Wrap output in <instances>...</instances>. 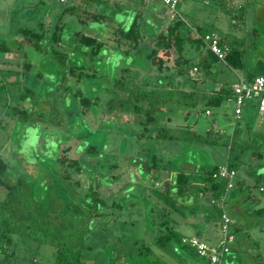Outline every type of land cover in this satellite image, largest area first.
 Here are the masks:
<instances>
[{
  "label": "rangeland",
  "instance_id": "rangeland-1",
  "mask_svg": "<svg viewBox=\"0 0 264 264\" xmlns=\"http://www.w3.org/2000/svg\"><path fill=\"white\" fill-rule=\"evenodd\" d=\"M128 1L119 0L116 5L104 2L98 7L88 0H0V38L18 40L17 45L10 46L13 54H0V157L5 162L0 182H20L12 190L0 183V226L8 229L0 242L1 264H53V252L60 245L81 251L78 264H159L138 251L143 247H148L160 264H204L187 248L183 249V259L171 244L159 246L155 239L162 233L159 225L163 220L169 228L184 234L180 237L200 230L185 226L204 219L203 211L212 204L209 196L200 192L204 185L200 175L214 165H228L232 156H236L233 179L237 177L241 188L232 189L233 194L224 197L230 224L239 227V235H243L251 231L245 224L263 220L248 212L264 206V117H256L254 108L243 107L239 119H235L229 89L218 105L182 108L174 104L166 113L171 115L168 124L163 115L162 120L147 125L143 136H137L142 131L138 122L142 114L135 118L120 107L123 91L115 80L123 89L142 88L139 83L151 74L146 87L153 89L155 75L164 77L158 86L163 88L166 81L176 84L177 75L173 70L159 75L145 60L146 47L126 50L122 40L118 50H112L115 41L109 32L114 30L110 21L126 29L138 12L139 33L146 45L152 34L163 31L162 23L173 13L185 24L199 25L193 34L196 37L215 34L223 38L242 51L244 67L232 69L218 60L211 63L210 71L202 69L205 79L211 80L219 92L221 87L236 82V76L242 78L255 68L262 69L264 76V0H178L172 10L166 7V18L157 7L158 0H144L142 6L127 5ZM239 5L242 16L234 17ZM65 7L69 9L63 10ZM15 9L18 13L13 12ZM93 12L107 17L90 21L87 15ZM40 22L44 35L38 51L17 29L24 25L37 28ZM56 25L60 42L53 46L58 51H53L48 36ZM178 31L185 34L186 29L181 25ZM76 33L93 36L104 44L97 53L90 54V48L78 42ZM203 48L196 52L193 43H183L187 72L179 77L190 85L184 87L185 91L202 76L196 55L203 54ZM23 62H29V66ZM191 63L197 67L192 77L188 73ZM79 96L89 103L80 104ZM15 109L25 111L31 121L16 118ZM159 127L165 129L164 138L153 136ZM238 129L245 137L242 142L235 140L234 130ZM87 146L94 147L91 156L84 149ZM149 150L160 159L153 186L162 188L165 180L172 184L170 193L178 212L153 193L145 196V188L139 185L149 182H144V175H139L129 157H142ZM61 158L65 163L75 158L80 169H88L83 170L87 172L85 182H81V174L69 173V179L71 183H85L84 192L96 191L103 204L88 207L85 202L93 196L85 197L77 186L52 188V181L62 180L60 173L73 171L72 167L58 166ZM178 171L187 175L189 186L187 198L182 200L173 198L172 174ZM205 219L211 225L217 222ZM254 231L250 235L262 239L264 257V231ZM215 238L206 240L213 242Z\"/></svg>",
  "mask_w": 264,
  "mask_h": 264
},
{
  "label": "trees",
  "instance_id": "trees-1",
  "mask_svg": "<svg viewBox=\"0 0 264 264\" xmlns=\"http://www.w3.org/2000/svg\"><path fill=\"white\" fill-rule=\"evenodd\" d=\"M88 1H90L93 5L99 2V0H88ZM69 7H65L63 10H67L69 9ZM19 9H15L13 10V12L18 13ZM237 9H238V12L236 13L237 16L235 14L234 17L242 16L241 14L242 6L239 5ZM139 15L140 13L134 14L131 23L126 29H123L121 25H119V26H116L112 32L108 31L109 34L111 35V39L115 41V44L111 47L112 50L117 51L118 47H120L119 42H121L122 40H124V42H122V45H124V43L126 44L125 45L126 50L136 48V46L138 45L146 47L147 51L144 53L145 60L150 66L155 68L156 72L161 73L164 70H173L177 76H183L185 72H187V69L185 68V66H187V62H188V59H186L182 55L183 43L185 41H187L188 43L189 42L193 43L195 51L198 52L200 47L204 46V43L202 42L201 37L191 38L189 35L190 25L189 24L186 25L185 23H183V20L180 19L179 17H173L171 20H169L165 24L163 31L149 37V39L146 41L148 43V46H146L147 43L146 45L144 44L141 38V35L139 33L138 21H137V18ZM87 16H88V20L90 21H104L107 17L106 15H103L100 12L89 13ZM37 21H38V18L36 19V22ZM9 23L10 24L12 23L10 19H9ZM181 25L184 27V29H186L185 34H180L178 31V28H180ZM194 27L196 31L199 30V25H194ZM41 28H42V22H40V27H37V28H27L25 25L21 27L19 26L17 29V32L19 35L29 40L32 43V45H34V48L36 50L41 51V48H39V45H40L39 41L44 35L41 32ZM252 31H256L255 28H253ZM75 36L77 37L78 42L90 48L89 50L90 54L97 53L101 49L102 45L104 44L103 41L98 40L97 38L93 36H88L84 34L78 35L77 33L75 34ZM48 38H49V42H50L52 50L58 51L57 47L53 49V46L59 45V42H60V36H59V33H57V25L55 26V30L51 32ZM17 41L18 40L16 39L0 38V54L11 53L10 46L15 45V44L17 45L18 44ZM218 43L220 46H223L226 49L224 52L223 58H222V61L226 65H228L232 69H241V67H244V63L242 59L243 58L242 51L240 49H238L234 45H231L229 42L225 41L221 37H218ZM160 52H162L163 54H159ZM14 53L16 54L17 52H14ZM59 55L62 56L61 54ZM197 60H198L197 64H199L203 70H208L212 62L218 61V59L214 55H212L207 49L204 50V53ZM129 62L131 63L132 61L130 60ZM169 62L171 63V66H169L168 64ZM192 64L193 63H191L190 65ZM23 65L28 67L29 62H23ZM72 67L79 68V69L82 68V66H71V68ZM122 70L126 71V73L127 71H129L127 68H122ZM254 75H258V74H254ZM246 76H247V80H249L252 77L251 74L249 73H246ZM115 81L116 82L114 83H116V86H119V88H121L123 91L122 95L119 96V97H122L120 99L121 102H119L120 107L122 106L123 108L125 107V110L130 111L135 116V118L138 115L142 114L141 115L142 119L138 120V122L141 125L142 131L139 132L137 136H143L144 135L143 133L146 131L147 125L154 122V120L156 119L162 120L161 118L163 115H164L163 120L165 122H168L169 120H171V115L167 116L166 113L171 112V107L174 104H179L182 108L185 106H191L195 104H198L200 106L211 105V104L218 105L223 98V94L229 91L227 87H221L220 91L217 94H212L207 97H201V96H198L194 91L181 92V91H176V90H166L162 86L158 87L159 86L158 84H157L158 86H155V88L153 89L134 88L131 86L129 88L126 87L125 89H123L122 85H120L121 82L118 79H116ZM78 100L80 104H82L83 106L89 103V100L85 97L81 98L79 96ZM13 114L16 115V118L24 122L31 121L29 116L23 110L15 109ZM161 125H166V123H162ZM164 132H165V129H163V127H159L157 128V130L153 132V136L157 138H164V135H165ZM84 149L86 150L88 155L91 156L92 154L90 152L94 150V147L87 146ZM130 158L132 159V162L136 165V166L134 165V168L137 172H139V175L140 174L144 175L143 176L144 182H149L148 184L149 186L146 184L139 183V185L142 187L143 190L145 188V190L143 191L145 193V196H147V193H153L159 200H161L162 202H165L167 206H169L170 208L178 212L177 207L175 205V200L172 199L171 193H170V187H171L170 185L172 184H170L168 180H165L163 182L162 188L157 189L156 187L153 186L157 178V174L159 173L156 163H157V160H160L156 156L155 152H153L152 150H149L146 153L142 154V157L136 155L135 157L134 156L129 157V159ZM230 160L232 161L229 162L228 166L233 169L235 167L234 160H236V156H232ZM84 164L86 165L85 161H84ZM62 165L72 167L73 171L67 172L65 174L60 173L59 176L62 178V180L52 181L51 182L52 188L55 189L56 187H59L61 189H64L66 187L67 189V188H71V186L73 188L77 186L78 188L79 187L81 188L79 191L85 197H87V195L89 194L93 196L89 201L85 202L87 203L86 205L88 207L91 206V204L93 205H96L97 203L103 204V200L97 196L96 191L91 190V191L84 192V188L82 187L85 185V183L80 184L78 181H74V183L73 182L71 183L69 179L70 178L69 173H75L78 175L81 174L82 176L81 182L83 181L85 182L84 176L85 174L87 176V172L85 173L83 170L86 171L88 169L86 168H84L83 170L80 169V167L77 165V159L75 158L67 161V163H65L64 159L61 158L58 166L62 167ZM114 166L115 164H111V167H114ZM163 167H166L167 169L166 165H164ZM216 167L217 166L214 165L207 172H203V174L200 175L201 180L204 184L201 187L200 192L208 195L212 203L210 207H207L206 210L203 211L202 215L205 216V218L216 219L218 221L219 215H220V209L216 203H217V199L225 192L224 190L225 180L221 178H215L212 176V173L216 170ZM4 169H5V162L0 157V171ZM167 171L169 172L168 169ZM95 172H97V170H95ZM51 174H53V172ZM50 178L52 179L51 176ZM172 178H173L172 179L173 189L175 190L174 193L173 192L172 193L176 195L175 197L172 194L173 198H180V199L185 198L186 199L188 191H189L187 175L181 171H178L172 174ZM0 183L4 188H8V190H12L20 186L19 181L14 184H7L3 182H0ZM240 184L241 183H239L238 187L235 186V187L229 188L230 190L229 189L226 190V192L227 191L229 192L228 196H231V194H233V192H231L233 191L232 189L239 190L241 188ZM147 198L148 197H146V199ZM67 204H68V201H67ZM228 210L229 209H226L227 215H228ZM248 214L254 216L255 218H261L263 220L248 222L247 224H245L247 225L246 230H248L250 227H253L254 225L259 226L260 229L264 227V206L253 207L250 210V212H248ZM159 226H161L162 228V233L158 235L155 239V241L157 242L159 246H165L166 244L169 243L171 244V247L174 249V251L180 256L186 255L183 249L187 248L190 251V255L193 254L196 257H198L191 248L181 243L180 234L177 233L172 228H169L165 220H163ZM196 227H199V226H195V228ZM238 228L235 227L232 229L230 226V230L232 234L234 235V237L235 236L240 237L239 244L233 249L234 256H232V259L234 262H231V264H264V259H261L255 255H250L249 253L246 252L247 248L257 249V244L254 243L251 238L249 239L246 238L247 232H244L243 235H239ZM5 232L8 233V229H6L3 226H0V242L2 241V239L5 238ZM198 233L199 231H196L195 235H192V236L198 237ZM29 235L33 237L31 234ZM138 251L146 255V257L149 256L152 262H155V263L157 262L160 264V262L151 255L150 249L148 247H143L141 249H138ZM80 253L81 251L79 250H74L69 247L60 245L53 252V264H78L80 262V255H81ZM228 253H229V250H228Z\"/></svg>",
  "mask_w": 264,
  "mask_h": 264
},
{
  "label": "built area",
  "instance_id": "built-area-1",
  "mask_svg": "<svg viewBox=\"0 0 264 264\" xmlns=\"http://www.w3.org/2000/svg\"><path fill=\"white\" fill-rule=\"evenodd\" d=\"M162 4L172 10L178 0H160ZM206 49L218 60H222L225 47L218 43V36L215 34L201 37ZM197 72V67L192 66L189 73L193 75ZM232 113L235 119H239L242 109L245 106L253 105L259 114L264 115V76L254 75L249 80L238 79L231 84ZM207 113V111H206ZM235 170L227 164L217 165L212 173L215 178L225 180V192L232 187ZM225 192L217 199V206L220 209L217 221V236L213 242L192 235L180 237L182 244L191 248L198 257L205 260V264H220L223 257L228 253L233 234L230 230V220L224 205Z\"/></svg>",
  "mask_w": 264,
  "mask_h": 264
},
{
  "label": "crops",
  "instance_id": "crops-1",
  "mask_svg": "<svg viewBox=\"0 0 264 264\" xmlns=\"http://www.w3.org/2000/svg\"><path fill=\"white\" fill-rule=\"evenodd\" d=\"M111 1L112 2H108L107 0H99V2H97L96 4H97L98 7H99L100 4H103V2H105V3L107 2V3H110V4L116 5V4H118V1L119 0H116V1L111 0ZM129 1H128L129 4H128V2L126 3L127 5H131V6H135V4H140L141 6L144 5V3H143L144 0H135V1L129 0ZM148 2H149V0H148ZM158 3L159 4L157 5V7H158L160 13L163 15L164 18H166L165 17V15H166V6H164L160 0H158ZM97 6H96V8H97ZM155 12H158V11H155ZM136 13H138V12H136ZM173 15H174L173 13H172V15H170V17H169L170 19L169 20H171L173 17H175V15L174 16ZM169 20L168 19L167 20L165 19V21L162 23V25H161L160 28H163V25H165L167 23V21H169ZM110 22L112 23L111 24V27H113V28H115L116 26H119L120 25V23L118 24L114 20L113 21H110ZM186 25H187V23H186ZM189 25H190L189 26L190 27V32L192 34V35H190V37L191 38H195L197 35H193V34H196L197 31H196L194 25H192V24H189ZM160 32H161V29H160ZM152 36H153V34H152ZM203 47H204L203 49H206L205 45ZM112 53H113V51H108L107 54H112ZM197 54L198 55H196V57L198 59L202 55V53L199 52ZM192 66H195V65H192ZM211 67H212V64H210V66H209V69H208L209 71L211 70ZM92 73H94L93 70H92ZM188 73H189V69H188ZM201 73H202V76L198 78L199 80L198 81H195L194 83H192V86L187 91L184 90V87H188L190 85H188L187 83H183L182 82V79H180L179 76H175V78L177 80V83L176 84L175 83H169V81H166V83L164 85V89H166V90H176V91H181V92L194 91L198 96H201V97H207V96H210L212 94H217L218 92H216V90L214 89V86H213L212 81L205 79V75L202 72V68H201ZM248 73L251 74V76H253L254 74L262 75V69L255 68V70L248 71ZM158 74H159V72H158ZM193 75L190 74L189 76L192 77ZM100 77H104V76L100 74ZM152 77L153 76L151 74L149 76L147 75V78L146 79H142L141 82L139 83V85H141L142 88H146L147 89L146 86H147L148 80H151ZM236 77H237V80L238 79H245V80H247L246 74H243L242 78L241 77H238V76H236ZM163 79H164V77H160V76L155 75V82H154L155 83V86L161 85L160 82L163 81ZM165 79H167V78H165ZM186 85H188V86H186ZM229 85L231 86V84H229ZM245 108H246V110H250L249 108H251V109L254 108L255 113H256V117L259 116V115H260L259 117H261V116L264 117L263 114H259L256 111V109H255V107L253 105L252 106L251 105L245 106ZM206 111H207V113H206ZM204 112L206 114L209 113V111L207 109L204 110ZM169 121L167 122V124L169 123ZM234 131H235V133L237 135L236 138H235L236 141L239 140V141L242 142V141L245 140L244 139L245 137L244 138L241 137V134H243L242 131H241V129L234 130ZM249 132H252V131H249ZM256 177L259 178L260 176L259 175H256ZM239 183H240V181L236 177L235 179H233L232 187H235V186L238 187ZM228 195H229V192L227 191L226 194H225V198H227ZM185 226H186V228H188V227H191L192 228V226L193 227L199 226L200 227V230H199V233H198V237H200V238H204V239H208V240H211L212 241L213 237L215 238V236L217 235V232H216L217 222H214L211 225V223L209 221L201 218V219H199V221L188 222V223H186ZM230 226H231L232 229L235 228V227H237V226H233L231 224H230ZM249 229L251 231L249 230L250 232L249 233L247 232L246 238L247 239L251 238L252 241L257 244V249L247 248L246 249L247 250L246 252L249 253L250 255H255V256H258L261 259H264V257H262V255H261V244H262L261 240L262 239H259L260 237H258V239H254L250 235V233L253 232L254 230H255L254 232L261 233L262 231H264V227H262V229H260L259 226L254 225L253 227H250ZM185 230H187V229H185ZM184 232H186V231H184ZM180 235H184V234L180 233ZM185 235H188V234H185ZM239 240H240V237H238V236L237 237L236 236L234 237V235H233V240H232V242L230 244L229 253L226 256L223 257V259L221 260V263L220 264H231V262H234L233 259H232V256H234L233 255V249L239 244ZM252 251H253V253H252ZM180 257L184 259L185 255L180 256ZM187 264H193V263L190 262V261L189 262L187 261Z\"/></svg>",
  "mask_w": 264,
  "mask_h": 264
},
{
  "label": "water",
  "instance_id": "water-1",
  "mask_svg": "<svg viewBox=\"0 0 264 264\" xmlns=\"http://www.w3.org/2000/svg\"><path fill=\"white\" fill-rule=\"evenodd\" d=\"M230 87H231L230 85L227 86L228 89H230Z\"/></svg>",
  "mask_w": 264,
  "mask_h": 264
}]
</instances>
